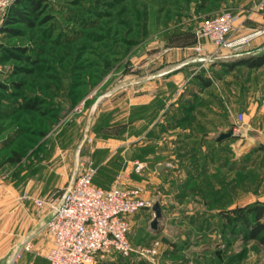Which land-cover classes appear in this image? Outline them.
Segmentation results:
<instances>
[{
    "label": "rangeland",
    "instance_id": "1",
    "mask_svg": "<svg viewBox=\"0 0 264 264\" xmlns=\"http://www.w3.org/2000/svg\"><path fill=\"white\" fill-rule=\"evenodd\" d=\"M10 1L0 12V80L6 83L0 88V110L7 107L15 111L0 118L6 131L3 137L14 131V123L44 129L46 135L38 138L19 165L7 164L5 170H30L52 157L51 145L57 148L65 143L70 148L71 185L93 163L105 167L97 178L113 182L122 172L127 173L135 160L122 158L121 152L132 145L127 141L135 137L133 132L139 131L141 125L135 124V129L129 125L127 92L134 82L143 79L144 55L151 47L160 50L153 47L161 41L165 47L189 44L204 18L231 11L238 0H224L213 13L201 7L205 0H42L37 17L30 16L32 25L8 22L14 6L26 11L21 4L15 5L16 0ZM215 6L211 4L209 8ZM37 96L43 99L40 110L51 109V122L42 112H25L15 106ZM101 110L115 114L116 121L99 124ZM259 133L264 136V127ZM30 135L20 134L17 142ZM141 135L142 132L136 137ZM109 139L128 144L112 153L119 144H111ZM143 141L142 136L141 152ZM100 148L102 155L95 158ZM249 149L247 146L243 152L253 151L255 156L250 161L232 160L233 171H227L231 165L224 159L215 161L210 171H191L196 168L195 160H166L163 167L172 169L184 163L188 171L173 172L168 190L161 183L153 184L161 193L156 196L157 189L151 192L152 200L161 202L160 232L151 229L154 210L140 211L132 220L135 249H157L155 258L150 262L124 259L118 254L99 255L93 264H157L166 247L163 237L175 248L210 250L211 256L205 257L208 264H264V246L246 239L240 223L229 225L223 217L246 206L264 205V149L256 154L257 147ZM6 155L7 152L0 153V160ZM223 164L225 170L221 169ZM158 169L146 168L140 173L141 179L160 178L163 168ZM63 192L54 195L61 196ZM171 259L184 262L186 258L181 253Z\"/></svg>",
    "mask_w": 264,
    "mask_h": 264
},
{
    "label": "crops",
    "instance_id": "2",
    "mask_svg": "<svg viewBox=\"0 0 264 264\" xmlns=\"http://www.w3.org/2000/svg\"><path fill=\"white\" fill-rule=\"evenodd\" d=\"M231 11L238 17L231 39H239L253 30L264 28V0H238ZM159 43L153 48L160 50L151 47L149 54L144 55L143 79L134 82L127 92V120L134 129L135 124H141L139 131L133 132L135 137L141 132L143 135L127 141L132 145L123 149L121 157L135 161L129 165L130 172H122L113 182L97 178L98 172L104 171L105 167L93 163L98 170L94 184L101 189L108 190L115 185L123 189L140 187L144 196L152 199L151 192L154 194V190H158L156 196L161 194L159 188H153V184L161 183L168 190L173 172L188 171L184 163L173 166L172 162V169L165 168L166 160H195L196 168L192 167L191 171H210V166H214L219 159L229 161L230 165L232 160L245 161L247 151L243 150L247 146L249 150L264 146V137L259 133L264 127V65L249 68L243 64L264 53V35L236 50H218L203 40V52L199 53L194 50L195 44L165 47L162 41ZM205 57L215 60H200ZM207 78L209 85L205 84ZM108 112L101 110L99 124L116 121L115 114ZM240 117L244 125L239 137L234 128ZM222 134L231 136L220 140ZM142 136L143 152L140 150ZM109 142L119 144L112 153L122 150L120 147L123 144H128L125 140L109 139ZM62 144L57 148L51 145L52 157L30 170L0 169V264H50L47 254L53 237L47 223L51 210L49 205L37 206L34 200L54 198L55 193L70 186V148ZM101 150L94 153L95 158L102 155ZM261 151L258 149L254 153ZM137 162L144 165L142 171L163 168L160 178L142 180L141 172L135 170ZM121 166L115 164L114 167L120 169ZM225 167L223 164L221 169L225 170ZM232 168L231 165L227 171H233ZM25 193L28 199H23ZM169 193L172 195L173 191ZM27 243L32 245L29 251L24 250ZM165 244L157 264H208L205 257L211 256L210 250L175 248L169 240ZM181 253L186 258L184 262L171 259Z\"/></svg>",
    "mask_w": 264,
    "mask_h": 264
},
{
    "label": "built area",
    "instance_id": "3",
    "mask_svg": "<svg viewBox=\"0 0 264 264\" xmlns=\"http://www.w3.org/2000/svg\"><path fill=\"white\" fill-rule=\"evenodd\" d=\"M10 2L0 0V12ZM237 18L229 10L204 19L195 33L194 50L203 52V40H207L218 50H236L264 35L263 28L253 30L245 37L231 39ZM200 60L212 62L215 58L205 57ZM243 125L240 117L234 133L240 135ZM143 168V164L135 163L137 172L140 173ZM95 174L96 169L89 166L61 196L34 200L37 206L49 205L51 210V218L47 223L53 237L47 254L49 263L93 264L99 255L112 254H118L124 259L138 258L151 262L158 250L135 249L131 241V229L135 215L143 210L152 211L155 202L146 198L140 187L123 189L120 185H115L108 190L101 189L94 184ZM23 199H28V194L25 193ZM31 248V243L24 246L27 251Z\"/></svg>",
    "mask_w": 264,
    "mask_h": 264
},
{
    "label": "trees",
    "instance_id": "4",
    "mask_svg": "<svg viewBox=\"0 0 264 264\" xmlns=\"http://www.w3.org/2000/svg\"><path fill=\"white\" fill-rule=\"evenodd\" d=\"M224 0H213V2L210 3L209 0H205V3L201 5L203 8H207L208 13H213L215 10H218L219 6L223 4ZM21 4L24 9L16 8L15 6L13 9H11V17L9 18V23H16L18 21L26 22L29 25H32L34 21L30 20V16L37 17V13L41 9L42 0H16L15 5ZM211 4H214V8H209ZM218 14V13H217ZM216 13H213L212 15L204 18H211ZM196 44V35L194 34L192 40L187 45ZM186 46V45H185ZM12 58H15L14 55H11ZM243 64L247 65L249 68H258L264 65V53L256 58H252L250 60L245 61ZM107 67L110 66V63L106 64ZM230 67H233L231 65ZM206 85H209V79L207 78L205 81ZM17 85V84H15ZM6 86V83L0 80V88H3ZM43 99H40L37 97H32L30 99H25L24 101L15 103L18 109H22L25 112H42L45 114V117L49 122L54 120V115H51V109H46L45 111L40 110L39 106L42 104ZM0 103H2V100L0 99ZM14 104V103H11ZM48 108V107H47ZM50 108V107H49ZM15 110H11L7 107H3V109L0 110V118H7V116L12 115V113ZM48 123V122H47ZM14 131L9 133L8 136L3 137L4 133V126L0 125V153L4 154V152H7L6 157L2 158L0 160V169L5 168L7 164L11 166L19 165L22 160L23 156L26 152L31 150L38 142V138H43L45 136V130L44 129H38L34 128L32 129V126H26L25 127H18L19 125L13 124ZM12 126V127H13ZM31 133L30 136H27L23 141L17 142V137H19L20 134L23 133ZM261 148V149H260ZM264 149V146H259V150ZM253 151L247 153L245 155V161H250L251 157L253 156ZM252 153V154H251ZM98 172V170L96 171ZM96 175V174H95ZM233 218H232V216ZM226 220V222L230 225H233L234 223H240L243 228H245V235L246 239L256 241L260 245L264 246V205L262 204H253L251 206L243 207L242 209H238L232 212V214H225L223 216ZM122 258V257H121ZM143 264V263H142ZM148 264V263H144Z\"/></svg>",
    "mask_w": 264,
    "mask_h": 264
},
{
    "label": "water",
    "instance_id": "5",
    "mask_svg": "<svg viewBox=\"0 0 264 264\" xmlns=\"http://www.w3.org/2000/svg\"><path fill=\"white\" fill-rule=\"evenodd\" d=\"M231 136V134H222L220 136V140L221 139H225V138H229ZM154 213H155V217L153 219V221L151 222V229L155 232V233H159L160 232V229H159V223H160V220L162 219V208H161V205L160 203H155L154 205ZM163 242L167 243L168 240L163 238L162 239Z\"/></svg>",
    "mask_w": 264,
    "mask_h": 264
}]
</instances>
